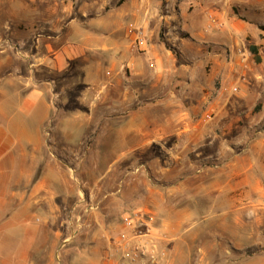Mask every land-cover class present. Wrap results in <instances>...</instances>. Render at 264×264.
Instances as JSON below:
<instances>
[{
    "label": "crops",
    "instance_id": "1",
    "mask_svg": "<svg viewBox=\"0 0 264 264\" xmlns=\"http://www.w3.org/2000/svg\"><path fill=\"white\" fill-rule=\"evenodd\" d=\"M261 13L264 0H0V264H54L68 245L84 189L55 160L112 163L96 176L112 181L153 145L194 168L151 205L171 214L139 207L160 264H264Z\"/></svg>",
    "mask_w": 264,
    "mask_h": 264
},
{
    "label": "rangeland",
    "instance_id": "2",
    "mask_svg": "<svg viewBox=\"0 0 264 264\" xmlns=\"http://www.w3.org/2000/svg\"><path fill=\"white\" fill-rule=\"evenodd\" d=\"M261 14L264 18V13ZM57 101L55 96L52 97L53 104ZM92 142L91 137L86 140V152L93 148ZM149 150L148 161L115 163L112 169L115 172V179L112 181L108 177L97 178L112 163L89 159L83 162L65 163L55 160L54 164L59 165L60 168L65 169L68 165L72 173L69 178L70 185L83 187L85 200L74 212L79 218H74L72 224H64L65 226L62 227L61 239H67L68 245L57 249L54 264H102L105 258L101 254L102 249L105 248L107 239L120 230L122 215L145 205L155 207L162 198L163 187L172 185L171 176L176 166L180 165L184 170L194 169L187 159L179 164L173 162L171 156L163 157L162 153L166 154V150L160 146H150ZM77 168L81 177L76 175ZM163 169L170 175L168 180L161 178ZM95 183L103 186L104 193L98 194L96 190L92 191ZM165 196L171 197L167 194ZM152 209L157 215L172 213L170 210ZM262 248L264 249V245Z\"/></svg>",
    "mask_w": 264,
    "mask_h": 264
},
{
    "label": "built area",
    "instance_id": "3",
    "mask_svg": "<svg viewBox=\"0 0 264 264\" xmlns=\"http://www.w3.org/2000/svg\"><path fill=\"white\" fill-rule=\"evenodd\" d=\"M211 23H217L213 14L208 15ZM134 44L146 43V35L141 26L127 25ZM155 217L144 209H134L121 217V229L109 238L106 255L102 264H158L164 252L158 248L154 231Z\"/></svg>",
    "mask_w": 264,
    "mask_h": 264
},
{
    "label": "trees",
    "instance_id": "4",
    "mask_svg": "<svg viewBox=\"0 0 264 264\" xmlns=\"http://www.w3.org/2000/svg\"><path fill=\"white\" fill-rule=\"evenodd\" d=\"M261 28H262V30H264V26H262Z\"/></svg>",
    "mask_w": 264,
    "mask_h": 264
}]
</instances>
